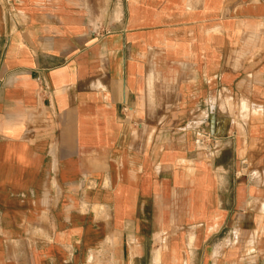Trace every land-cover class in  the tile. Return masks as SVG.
<instances>
[{
	"label": "crops",
	"instance_id": "0c3cea01",
	"mask_svg": "<svg viewBox=\"0 0 264 264\" xmlns=\"http://www.w3.org/2000/svg\"><path fill=\"white\" fill-rule=\"evenodd\" d=\"M0 264H264V0H0Z\"/></svg>",
	"mask_w": 264,
	"mask_h": 264
}]
</instances>
